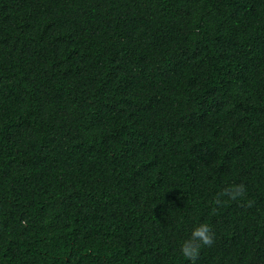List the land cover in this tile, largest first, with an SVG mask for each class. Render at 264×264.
I'll list each match as a JSON object with an SVG mask.
<instances>
[{
	"label": "trees",
	"instance_id": "1",
	"mask_svg": "<svg viewBox=\"0 0 264 264\" xmlns=\"http://www.w3.org/2000/svg\"><path fill=\"white\" fill-rule=\"evenodd\" d=\"M201 223L264 264V0H0V264H192Z\"/></svg>",
	"mask_w": 264,
	"mask_h": 264
},
{
	"label": "clouds",
	"instance_id": "2",
	"mask_svg": "<svg viewBox=\"0 0 264 264\" xmlns=\"http://www.w3.org/2000/svg\"><path fill=\"white\" fill-rule=\"evenodd\" d=\"M245 189L242 184L229 186L220 195L235 199L243 195ZM213 242V233L207 223H201L193 228L190 236L184 240L180 247L181 254L192 264L199 255L202 246H209Z\"/></svg>",
	"mask_w": 264,
	"mask_h": 264
}]
</instances>
